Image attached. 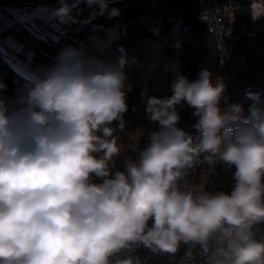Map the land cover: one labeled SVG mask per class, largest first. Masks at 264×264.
<instances>
[{
	"label": "clouds",
	"instance_id": "clouds-1",
	"mask_svg": "<svg viewBox=\"0 0 264 264\" xmlns=\"http://www.w3.org/2000/svg\"><path fill=\"white\" fill-rule=\"evenodd\" d=\"M256 3L248 9L254 21L264 16ZM59 4L53 14L62 22H77L72 12L81 4L93 19L120 15L107 0ZM125 63L69 46L13 96L0 81V264H141L114 257L139 244L175 254L181 243L199 245L204 264H264L256 227L264 224V100L248 93L247 115L241 104L224 110L219 74L176 72L171 96L141 92L155 127L143 136L146 147L133 146L135 158L114 171L121 151L114 133L128 111ZM185 105L198 118V142L179 126ZM200 164L221 165L228 180L215 190L182 186Z\"/></svg>",
	"mask_w": 264,
	"mask_h": 264
},
{
	"label": "trees",
	"instance_id": "trees-1",
	"mask_svg": "<svg viewBox=\"0 0 264 264\" xmlns=\"http://www.w3.org/2000/svg\"><path fill=\"white\" fill-rule=\"evenodd\" d=\"M243 1L247 2V0ZM68 2L71 3L72 0ZM107 2L109 9L115 7L120 10L119 16L109 18L105 14L93 19L90 18L92 9H89L86 4H81L82 12L76 9L72 12L77 22H63L64 29L54 37H44L19 20L12 21L2 31L4 33L11 31L15 34L21 41L18 53L23 54L27 49H37L42 43L63 48L74 31L86 33L109 24H116L121 30H127L134 22H140L154 28L159 36H164L171 42L175 52L173 79L176 72L182 73L189 79H195L202 67L210 69L214 75L222 71L223 55L198 0H107ZM52 5L56 8L60 6L59 3ZM239 42L248 53L247 55L257 53L250 34L240 36ZM0 77L7 85L6 92L12 96L16 89L22 88L28 82V77L10 66L1 53ZM252 103L253 101L242 93L236 94L231 100V104L243 105L245 115L248 114V108ZM179 114L182 117L179 126H182L188 118L193 116V110L185 105L179 109ZM200 135L198 131L194 141L198 142ZM120 152L124 151L121 149ZM228 177L229 172L219 164L215 166L214 171L209 170L207 164L197 165L187 176L191 185L204 186L207 190H215L220 181H227ZM181 264H193V262L183 261Z\"/></svg>",
	"mask_w": 264,
	"mask_h": 264
},
{
	"label": "crops",
	"instance_id": "crops-1",
	"mask_svg": "<svg viewBox=\"0 0 264 264\" xmlns=\"http://www.w3.org/2000/svg\"><path fill=\"white\" fill-rule=\"evenodd\" d=\"M247 1L251 3V0ZM6 2L11 3L12 9L18 8L20 12H23L21 10L23 5L26 7L27 4H31L26 9L27 12H30L34 8L43 9L50 5L53 6L52 4L59 3V0H0L2 7ZM7 3L6 5H8ZM256 10L264 12V3L257 0ZM1 16L3 15L0 14ZM33 18L36 22H44L39 14H35ZM59 21L61 23L59 29H54L50 35L43 36L54 37L60 30L64 29L65 25L61 20ZM24 22L30 26L29 21L25 20ZM47 25L49 26L48 23ZM253 25L254 29L250 35L255 50L258 52L261 50L264 38V16L258 20H253ZM69 46L81 49L86 57L95 58L106 64H116L121 57L125 59L123 71L127 77L125 85L128 111L123 115L125 127L122 132L128 136L125 145L129 148L133 147L135 143L130 133L133 125L129 129L128 124L131 123L134 114H137L136 111H139L137 103L142 98L141 92L146 89L148 96L159 98L172 94L170 84L173 80L172 65L175 52L171 42L164 36H159L154 28L140 22H134L127 30H121L116 24H109L86 33L74 31L66 40L63 48L42 43L37 49H27L23 54L18 53L20 57H14L18 66H16L17 69L13 68L22 75L29 77L40 69L53 65L58 53ZM117 143L122 149L123 141L117 140ZM135 249L140 254L135 258H139L141 264H149V252L138 246ZM127 251L123 250L118 254L123 256Z\"/></svg>",
	"mask_w": 264,
	"mask_h": 264
},
{
	"label": "built area",
	"instance_id": "built-area-1",
	"mask_svg": "<svg viewBox=\"0 0 264 264\" xmlns=\"http://www.w3.org/2000/svg\"><path fill=\"white\" fill-rule=\"evenodd\" d=\"M198 1L207 16V24L213 30L223 55V69L219 75L227 85L226 96L228 100L227 102L221 101V108L228 110L231 104L230 98L238 93H242L246 97H248V93L259 94L261 100H264V38L261 50L253 55H247L248 53L239 42L240 36L251 34L254 29L253 19L248 12L249 5L236 6L235 0ZM259 1L264 3V0ZM137 105L139 115L133 129L140 136L138 149H143L147 145V139L143 137L146 135L144 124H149L151 127H155V125L151 124L146 118L143 98L139 99ZM197 119L193 115L180 126L192 135L194 140L198 135V130L193 127ZM114 135L117 140L123 141L124 144L122 148L124 152H120L119 156L115 158L114 171H123V160L129 156L135 158L136 153H132V147L129 148L125 145L128 136L122 130L117 129ZM136 145L134 144V146ZM181 184L182 186L185 184L191 185L187 176L181 181ZM148 223L150 227L153 222L150 220ZM256 227L260 233H264V224ZM137 246L149 252V264H181L183 261L204 264L206 260L199 245L192 248L188 244L181 243L175 254L153 252L143 244Z\"/></svg>",
	"mask_w": 264,
	"mask_h": 264
},
{
	"label": "rangeland",
	"instance_id": "rangeland-1",
	"mask_svg": "<svg viewBox=\"0 0 264 264\" xmlns=\"http://www.w3.org/2000/svg\"><path fill=\"white\" fill-rule=\"evenodd\" d=\"M7 3V2H6ZM5 5L2 7L0 4V14L3 16L0 17V53L4 57V59L9 63L10 66L14 67L17 69L16 66H18L17 61L15 58L20 57L18 55V48L21 45V41L15 36L14 33L11 31L3 32L2 29L6 26H8L12 21H15V19L21 20V21H29L30 27L40 33L41 35H50L52 33V30L54 29H59L61 26L60 19L56 16H54V10L56 7L54 6H49L48 8H39V9H32L30 12H27L26 9L29 7L31 4H27L25 7L24 5L22 6V11L20 12L19 9H12L11 8V3H7L8 5ZM236 6L238 5H244L250 3L244 2L243 0H235ZM240 8V7H239ZM35 14H39L42 16V19L44 22H36V20L32 17H34ZM25 23V22H24ZM49 24V26L47 25ZM263 45V41H262ZM15 57V58H14ZM0 81H2L0 77ZM239 94V93H238ZM4 95L11 97L9 93L6 91L4 92ZM235 95H233L230 100L234 98ZM141 99V98H140ZM137 114H134V116L131 118V123H129V129L131 128V125L134 126L135 121L139 115V111H136ZM192 117V116H191ZM145 127V132L147 133V130L151 127L149 124H144ZM131 133V138L133 139L135 144L139 143L140 136L135 132L133 127L130 130ZM140 254L139 252L135 250H128L125 254L119 255L117 254L118 258H126L128 256H133V257H138Z\"/></svg>",
	"mask_w": 264,
	"mask_h": 264
}]
</instances>
